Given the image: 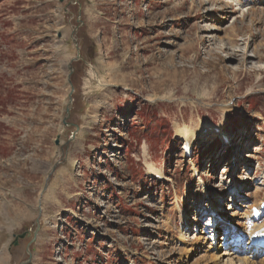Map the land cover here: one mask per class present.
Returning <instances> with one entry per match:
<instances>
[{"label":"rangeland","instance_id":"obj_1","mask_svg":"<svg viewBox=\"0 0 264 264\" xmlns=\"http://www.w3.org/2000/svg\"><path fill=\"white\" fill-rule=\"evenodd\" d=\"M255 192L264 0H0V264H216Z\"/></svg>","mask_w":264,"mask_h":264},{"label":"bare ground","instance_id":"obj_2","mask_svg":"<svg viewBox=\"0 0 264 264\" xmlns=\"http://www.w3.org/2000/svg\"><path fill=\"white\" fill-rule=\"evenodd\" d=\"M211 30H213V28L208 31ZM181 134H183L184 136V141L190 144V142L195 138L194 136L196 133L192 134L191 132L185 130L182 131ZM220 169H222L223 174H225L227 171L226 167L224 166L221 167ZM258 194H259L258 192H255L254 201L252 203L242 206L243 208H245L241 217L243 219L242 229L235 231L233 230V224L231 222H225L227 223L228 226H225L222 230L223 235L221 236V238H219L220 239L219 241H221V243L217 242V250L219 248H222V250H219L217 255L214 257L216 264H235L234 256L236 255V252L240 250L241 252L235 256L236 257L235 259H237L236 262H239L238 264H264V260H262L261 263L255 262V260L258 257L264 255V250L260 249L259 247L250 246V240L253 236L257 237L260 241H262V239L264 238V211H261L260 217L256 219L252 218V212H251L252 207L258 208L262 203L264 204V195L263 197L258 199ZM221 214L222 213L219 211L211 210L210 218L214 219L215 225H218ZM208 227L212 228V224L210 223V221H208ZM213 229H218V228L213 227ZM234 231L236 232V234L232 236Z\"/></svg>","mask_w":264,"mask_h":264},{"label":"water","instance_id":"obj_3","mask_svg":"<svg viewBox=\"0 0 264 264\" xmlns=\"http://www.w3.org/2000/svg\"><path fill=\"white\" fill-rule=\"evenodd\" d=\"M69 71L71 72L72 71V67H71V65H69ZM69 76H70V74L68 75V79H69ZM71 100V99H70ZM67 111H68V108H67ZM37 229H38V226H37ZM23 237V235H21L20 236V238H22ZM16 240L17 239H15V241L13 242V245H15L16 244ZM34 241V238L31 240V243ZM27 254H28V259L26 260V261H24V262H22L21 264H28L29 263V261H30V259H31V254H30V252H29V250L27 249Z\"/></svg>","mask_w":264,"mask_h":264}]
</instances>
